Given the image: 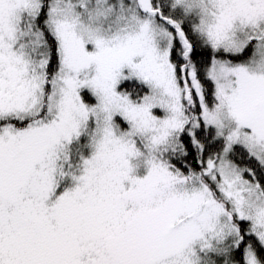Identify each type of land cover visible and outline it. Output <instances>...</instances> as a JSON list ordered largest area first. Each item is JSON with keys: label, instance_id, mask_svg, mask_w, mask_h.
<instances>
[{"label": "snow or ice", "instance_id": "6c2138e0", "mask_svg": "<svg viewBox=\"0 0 264 264\" xmlns=\"http://www.w3.org/2000/svg\"><path fill=\"white\" fill-rule=\"evenodd\" d=\"M0 264H264V0H0Z\"/></svg>", "mask_w": 264, "mask_h": 264}, {"label": "trees", "instance_id": "16d2710c", "mask_svg": "<svg viewBox=\"0 0 264 264\" xmlns=\"http://www.w3.org/2000/svg\"><path fill=\"white\" fill-rule=\"evenodd\" d=\"M195 59H198V60H206L208 58V54L207 53H204V52H197L194 56Z\"/></svg>", "mask_w": 264, "mask_h": 264}, {"label": "rangeland", "instance_id": "374dc122", "mask_svg": "<svg viewBox=\"0 0 264 264\" xmlns=\"http://www.w3.org/2000/svg\"><path fill=\"white\" fill-rule=\"evenodd\" d=\"M189 159L191 160V157Z\"/></svg>", "mask_w": 264, "mask_h": 264}]
</instances>
